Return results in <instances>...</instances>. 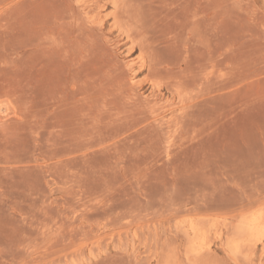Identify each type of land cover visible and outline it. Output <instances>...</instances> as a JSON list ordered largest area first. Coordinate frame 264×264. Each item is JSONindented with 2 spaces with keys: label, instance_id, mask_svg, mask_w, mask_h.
Listing matches in <instances>:
<instances>
[{
  "label": "rangeland",
  "instance_id": "1",
  "mask_svg": "<svg viewBox=\"0 0 264 264\" xmlns=\"http://www.w3.org/2000/svg\"><path fill=\"white\" fill-rule=\"evenodd\" d=\"M0 108V264H264V0H0Z\"/></svg>",
  "mask_w": 264,
  "mask_h": 264
},
{
  "label": "bare ground",
  "instance_id": "2",
  "mask_svg": "<svg viewBox=\"0 0 264 264\" xmlns=\"http://www.w3.org/2000/svg\"><path fill=\"white\" fill-rule=\"evenodd\" d=\"M89 17V16H88ZM94 21H95V19H94ZM92 22V21H91ZM140 59V58H139ZM140 60H142V59H140ZM142 62V61H141ZM135 65H136V61L135 60H131V61H129L128 63H126V66L128 67V69H134V67H135ZM130 82H132L131 84H134V82H133V79L131 78L130 79ZM133 86V85H132ZM2 108V107H1ZM0 108V119L1 118H4L7 114L9 115V111H8V113L6 114V113H4V112H6L7 111V109H1ZM5 108V107H4ZM8 109L10 108V107H7ZM181 109V108H180ZM179 109V110H180ZM10 111H11V109H10ZM13 111V110H12ZM11 111V112H12ZM14 111H15V109H14ZM15 114H16V111L14 112ZM13 113V114H14ZM12 114V113H11ZM10 114V115H11ZM18 115V114H17ZM16 115V116H17ZM13 116V115H12ZM8 117H11V116H8ZM15 118V117H14ZM4 119H6V118H4ZM1 120H3V119H1ZM1 122V121H0ZM243 230H244V232H245V234H247V235H253V234H255V233H259L260 234V237H259V239H248V237H246V238H244V241H246L245 242V245H247V247H252V246H255L256 245V241L258 240V241H260L261 243H262V246L264 247V222H263V220H262V218L261 217H254V216H252V217H250V218H248V219H246L245 221H243ZM201 246V247H200ZM200 246H199V249L201 248V250H209L210 249V246L208 245V244H200ZM237 246H238V244H234V248L236 249L237 248ZM194 249H196V248H194ZM197 251V250H196ZM199 251H197V253H198ZM202 252V251H201Z\"/></svg>",
  "mask_w": 264,
  "mask_h": 264
}]
</instances>
